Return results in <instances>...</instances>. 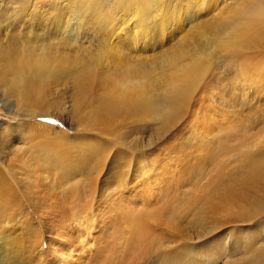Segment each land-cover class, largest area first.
<instances>
[{
    "label": "bare ground",
    "instance_id": "6f19581e",
    "mask_svg": "<svg viewBox=\"0 0 264 264\" xmlns=\"http://www.w3.org/2000/svg\"><path fill=\"white\" fill-rule=\"evenodd\" d=\"M0 116V264H264V0H0Z\"/></svg>",
    "mask_w": 264,
    "mask_h": 264
},
{
    "label": "rangeland",
    "instance_id": "374dc122",
    "mask_svg": "<svg viewBox=\"0 0 264 264\" xmlns=\"http://www.w3.org/2000/svg\"><path fill=\"white\" fill-rule=\"evenodd\" d=\"M251 89H252V86H251ZM253 92H254V90H253ZM5 121H6V117L0 116V125H4L3 122H5ZM49 121H50V123H52V125H55L56 127L63 128L65 126V125H62V123H60L61 121H59L58 119H49ZM12 123H13V121H12ZM188 134L189 133H186L184 136L187 137ZM193 138H194V134H190L188 136V140H183L182 141L181 139H179V141L177 143L179 145L178 148H181V149H184V150L189 149L191 147V145L189 144V142H192L193 141ZM167 185H169V184H167ZM141 190H142V188H140V190H139V187H138V188L134 189V191L132 190L133 192H130V193H128V191H125V193H123V197H126L125 198L126 200L127 199H129V200H137L138 199V196H140V191ZM134 195H136V196H134ZM229 231H232V230H229ZM230 241H231V236L227 237V239H226V242H227L226 245L227 246L230 245Z\"/></svg>",
    "mask_w": 264,
    "mask_h": 264
}]
</instances>
